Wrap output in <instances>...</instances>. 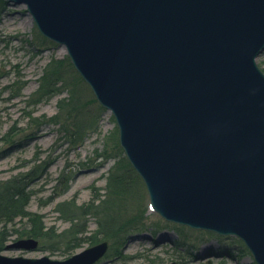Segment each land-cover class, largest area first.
<instances>
[{"label":"water","instance_id":"water-1","mask_svg":"<svg viewBox=\"0 0 264 264\" xmlns=\"http://www.w3.org/2000/svg\"><path fill=\"white\" fill-rule=\"evenodd\" d=\"M4 1L25 5L111 112L153 211L235 236L264 264V0ZM107 251L102 240L62 260L0 252V264H99Z\"/></svg>","mask_w":264,"mask_h":264},{"label":"rangeland","instance_id":"rangeland-1","mask_svg":"<svg viewBox=\"0 0 264 264\" xmlns=\"http://www.w3.org/2000/svg\"><path fill=\"white\" fill-rule=\"evenodd\" d=\"M2 10L0 181L14 176L25 177L26 189L30 194L26 210L36 213L41 218L42 226L48 229L49 233L37 239L36 249L5 248L7 244L26 238L19 235L24 223L8 225L4 229L5 235L0 252L6 256L34 258L46 255L52 259L62 260L90 245L82 241L96 229L97 219H103L105 215L106 206L102 202L109 199L106 193V180L118 158V149L115 146L117 142L120 147L118 129L111 112L96 101L91 88L73 66V68L65 66L64 70H61L67 75L63 76V79H58V83L52 89L55 90L53 96L42 101H40L42 97L37 98L42 94L39 88L48 63L51 59L64 58L67 52L64 47L38 31L25 5L5 1ZM256 63L264 72V50L256 57ZM74 89L81 98L77 101L80 110L77 111V115L72 116L73 113L67 117L62 113L61 101L65 104ZM55 115L57 119L51 121L49 117ZM80 115L84 123L91 119H97V123L93 130L77 139L73 133ZM68 176L70 179L67 182V189L57 195ZM127 176L130 177V174ZM140 181L133 189V202L125 203L127 215L124 221L126 220V227L139 225L145 226L146 229L129 235L133 238L128 237L121 246L123 258L104 256L99 264L255 263L250 252L238 256V243L233 242L231 238L234 236L231 235H221L224 238L219 240L211 237L209 241L201 243L190 256L175 251L173 240L177 238V233L172 227L166 228L167 225L160 224L159 228L165 229L159 232L156 230L157 233L151 232L154 228L151 224L156 223L161 217L147 207L148 195L142 179ZM144 204L146 211H143ZM99 211L103 212L102 215H99ZM73 216L76 218L72 219ZM109 217L116 218L115 215ZM122 217H117L115 221L119 222ZM111 228L113 232L116 225L112 224ZM82 229L85 231H81ZM7 231L9 233L11 231V234L5 237ZM185 232L189 238L197 235L196 232ZM55 235L61 236L57 239ZM73 236L76 240L72 239ZM118 242L113 238L109 243L117 245ZM207 244L219 251H232L236 259L221 260L211 253H201V249Z\"/></svg>","mask_w":264,"mask_h":264},{"label":"trees","instance_id":"trees-1","mask_svg":"<svg viewBox=\"0 0 264 264\" xmlns=\"http://www.w3.org/2000/svg\"><path fill=\"white\" fill-rule=\"evenodd\" d=\"M5 5V1L0 0V14L2 13V9ZM63 64V68H62ZM72 67L69 59L67 56H65L62 59H51L50 62L47 65V71L42 76L41 85L39 88V91H42V94H40L37 98H41L40 101L43 99H48L49 97L53 96L55 93V90H52L54 86L58 83V79H63V76L66 77L64 67ZM78 77V76H77ZM81 78V77H80ZM82 80V79H81ZM83 81V80H82ZM84 82V81H83ZM20 89V88H19ZM80 98V95L78 94V91L74 89L73 92H70L69 97L65 104H63V101H61L62 107V113L67 115V117L71 116V114L77 115V111L80 110V107L78 105L79 102H77ZM94 101V99H93ZM36 102V101H35ZM100 107V106H99ZM29 116V115H27ZM51 121H55L57 119V116H51L49 117ZM78 120L79 123L76 124V128L74 131V135H76L77 139H81L86 132L91 131L95 128V125L97 123V119L89 120L88 123H84V120L82 119L81 115ZM115 146L118 149V158L115 161L114 165L112 166L110 173L107 176L106 180V193L108 195V200H105L102 202V204H105V215L103 219H97V227L93 231V233L86 238V240L82 242H87L88 244L92 245L102 240H107L108 243L113 240V238L117 239V245L110 244L108 251L105 256L107 258H118L121 259L124 257L123 251L121 249V246L126 242L129 235L133 232L142 231L146 229L145 226H132V227H126L127 223L126 218L127 215V207L125 203L127 201L133 200V189H135L136 183L140 181V176L135 172V170L132 168L130 163L128 162L127 158L124 156L121 148L118 146L117 142H115ZM127 174H130V177L127 176ZM128 177V178H127ZM70 177L68 176L63 184V188L57 192V195L62 194L68 187L67 182L69 181ZM26 180L25 177L22 175L20 177H10L6 180L0 181V248L2 246V240L4 239V229L8 225H16V223L21 222V225L24 223V226L22 227L21 231H19L20 236L24 237H32L35 239H40L44 235L49 233V230L42 226L41 218L33 212H29L26 210L28 206V202L30 199V194L27 191L26 186ZM141 182V181H140ZM142 183V182H141ZM133 202V201H132ZM141 204V203H140ZM143 211H146V206L144 204ZM102 211H99V215H102ZM115 215L116 218L123 216L120 221H115L116 218H111L109 216ZM72 219H75L76 216L71 217ZM124 221V222H123ZM115 224L116 228L112 232L111 225ZM160 224L167 225L166 228L172 227L173 230L177 233V238L173 240L174 244V250L177 252L182 253L184 256L185 254L193 255L197 247L201 245V243H205L209 241L211 237H216L219 239H222L221 235H217L213 232L209 231H197L194 229L187 228L185 226L177 225V224H170L167 223L162 218L156 221V223H153L151 225H154L153 231L151 232H159L165 229L164 227H160ZM14 228V227H12ZM45 229V230H44ZM72 229H70L71 231ZM17 230H13V232H16ZM81 231H85V229H82ZM185 231H191L196 232L197 235L189 238V235L186 234ZM156 232V233H157ZM199 233V234H198ZM11 234L7 231V234L5 237L9 236ZM132 235V234H131ZM61 235H55L57 239L60 238ZM130 239L133 237H129ZM73 240H76V237H72ZM233 242L238 243V249L237 254L238 256H242L245 253H248L244 243L236 238H231ZM78 240V239H77ZM81 245V244H80ZM202 251V250H201ZM211 253L215 256H218L222 259L229 258L233 259L236 257L233 255L232 251L224 250L219 251L211 247L210 250L204 251L201 253ZM252 264H255L252 262Z\"/></svg>","mask_w":264,"mask_h":264},{"label":"bare ground","instance_id":"bare-ground-1","mask_svg":"<svg viewBox=\"0 0 264 264\" xmlns=\"http://www.w3.org/2000/svg\"><path fill=\"white\" fill-rule=\"evenodd\" d=\"M22 25L24 26L25 24L23 23ZM210 249H211V245L210 244H207L201 250H202V252H204V251H208Z\"/></svg>","mask_w":264,"mask_h":264}]
</instances>
